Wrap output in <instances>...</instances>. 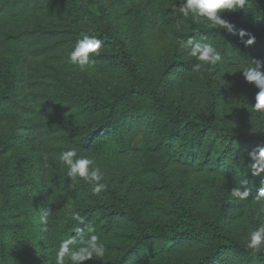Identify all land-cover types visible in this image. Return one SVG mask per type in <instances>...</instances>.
<instances>
[{"label": "rangeland", "instance_id": "374dc122", "mask_svg": "<svg viewBox=\"0 0 264 264\" xmlns=\"http://www.w3.org/2000/svg\"><path fill=\"white\" fill-rule=\"evenodd\" d=\"M99 2L98 6L94 0H64L68 15L61 30L69 44L68 59L82 33L96 36L94 20L102 16V8L104 21L131 48L139 81L156 84L157 96L136 98L133 111L92 137L106 115L100 106L127 89L131 81L127 68L117 61L115 49L104 45L83 70L77 65L51 66L50 72L61 85L60 99L54 105L58 114L40 117L17 110L0 117V206L6 201L8 224L14 228L5 239V264H54L60 238H51L52 226L53 231L56 226L66 229L68 235L77 227L95 228L107 252L102 260L84 264H118L136 237L126 217L89 211L108 194L94 195L92 186L80 178L70 181L59 161L60 153L51 152L52 148L62 152L74 147L78 155L94 159L108 188L124 195L150 225L171 222L180 204L219 221L228 235L245 242L252 229L264 224V207L254 199L261 177L252 176L247 167L251 162L247 154L255 146L234 142L217 143L213 148L208 145L211 136L198 130L211 120L228 132L264 139V112L251 108L258 89L239 72L251 60H264V0H258L261 19L253 13L251 3L243 18L256 36L255 43L245 48L243 59L231 53L232 61L222 59L212 72L207 66L196 71L197 61L180 44L189 36L204 40L208 38L204 32L216 28L173 12L174 0ZM237 12H225L222 18L235 25ZM237 37L231 33L232 40ZM19 100L22 106H30L25 92H20ZM57 128L62 140L47 133ZM123 129L125 143L118 139ZM196 136H202L203 143L189 153L185 144ZM245 179L251 190L248 200L232 199L231 189ZM57 180L65 183L60 193L50 189ZM49 205L53 213L43 225L39 212ZM75 212L83 223L72 219ZM210 252L209 243L202 240L151 243L126 264H198ZM226 258L222 255L214 264H225ZM3 260L0 252V264Z\"/></svg>", "mask_w": 264, "mask_h": 264}, {"label": "trees", "instance_id": "16d2710c", "mask_svg": "<svg viewBox=\"0 0 264 264\" xmlns=\"http://www.w3.org/2000/svg\"><path fill=\"white\" fill-rule=\"evenodd\" d=\"M63 2L64 0H0V117L17 110L34 113L40 117H51L57 113L54 105L60 99L61 85L50 72L51 66L62 68L73 66L67 56L69 44L61 30L68 15ZM94 3L98 6L100 4L99 0H94ZM248 3H251L256 17L261 19L263 10L258 0H248ZM246 7L237 12L235 28L244 29L255 36L243 23ZM99 9L102 16L97 22L94 20L95 34L103 41L102 46L110 45L115 49L116 59L127 68L131 81L127 89L115 94L100 106V110L105 111L106 115L104 120L97 125L98 129L94 131L92 137L99 136L98 131L101 133L103 129L118 124L125 115L133 111L132 104L136 98L157 96L156 84L143 85L139 81L138 64L131 48L125 39L111 30L104 21V10ZM204 33L208 38L202 41H209L213 44L220 51L222 59L232 61L231 53L234 56L240 55L243 59L245 48L248 46H245L238 37L232 40L231 33L219 28ZM247 38L246 36L244 39ZM198 40H201L200 36ZM20 92L27 94L30 106H22V101L19 100ZM59 113L62 112L59 111ZM152 116L148 117L152 119ZM127 121L129 120H125L123 124L124 129H127ZM124 129L118 137L122 143L126 141ZM201 131H203V136H211L208 145L213 148L217 143L238 142L249 146L264 143V139L259 136L246 135L241 132L231 133L211 120L205 126H199L198 132ZM60 132L57 128L47 133L55 134L56 139L62 140L63 135ZM203 140L202 136L189 139L185 144L188 152L191 153L197 145L203 143ZM50 151L61 153V150L56 148ZM188 152L184 154L186 159H190ZM64 185L62 180H57L50 186V189L60 193ZM105 192L108 198L101 199L102 202L94 204L89 211L92 213L96 210H103L110 215L126 217L136 232L133 243L118 264L128 263L133 255L151 243L155 245L179 244L199 240L209 243L211 252L198 264H214L222 255H227L225 264H264V251L253 253L246 249L244 241L236 240L228 235L217 220L199 216L191 209L179 204L175 208L171 222L150 225L124 195L110 188ZM6 209L7 204L4 201L0 206V252L4 259L3 264L6 263L8 257L5 252V239L8 234L14 232V228L8 224ZM51 228L49 234L52 239L60 238L61 242L69 236L66 229L59 230L56 226L53 231V226Z\"/></svg>", "mask_w": 264, "mask_h": 264}, {"label": "clouds", "instance_id": "9594fccd", "mask_svg": "<svg viewBox=\"0 0 264 264\" xmlns=\"http://www.w3.org/2000/svg\"><path fill=\"white\" fill-rule=\"evenodd\" d=\"M248 0H180L177 4L174 0L173 12L184 18H191L194 23H205L209 28H219L238 36L245 46L255 43V36L244 29L234 31L235 25L229 20L222 18V14L237 12L246 7ZM248 37L246 40L245 37ZM103 41L94 35L82 33L69 53V60L73 65L79 66L82 70L94 62V57L101 53ZM180 47L184 52L197 63L194 69L199 71L207 66V71L212 72L222 63L220 51L211 43L189 36L182 41ZM244 80L253 84L258 89L255 95V103L251 105L252 110L264 112V60H251L250 65L241 67ZM250 163L248 171L254 177H261L260 187L256 191L254 199L264 207V143H258L248 152ZM61 166L67 169L66 176L71 180L82 179L90 184L94 195L99 196L107 191L108 185L104 181V173L100 167L95 166V160L88 156L78 155L76 148H69L59 155ZM251 195L247 179L241 181V185L233 187L230 197L234 200L245 201ZM53 211L51 206L43 207L39 212V222L47 225ZM72 219L83 223L78 212L72 214ZM92 226L77 227L75 233L63 239L55 251L54 264H84V262L99 259L102 260L107 252L105 243L95 234ZM246 249L253 253L264 251V224L252 229L244 242Z\"/></svg>", "mask_w": 264, "mask_h": 264}]
</instances>
